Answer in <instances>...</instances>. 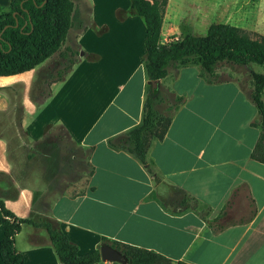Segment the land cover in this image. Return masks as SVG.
Here are the masks:
<instances>
[{"label":"crops","instance_id":"1","mask_svg":"<svg viewBox=\"0 0 264 264\" xmlns=\"http://www.w3.org/2000/svg\"><path fill=\"white\" fill-rule=\"evenodd\" d=\"M72 1L76 23L85 26L72 24L66 36L64 46L79 47L67 74L40 89L53 54L31 70L0 76V127L8 132L0 135V198L6 208L35 222L55 220L80 255L106 238L154 250L173 264H264V162L252 155L261 131L250 93L230 77L208 83L196 64L171 67L159 80L156 109L162 112L167 93L183 100L142 164L109 140L142 120L145 25L137 21L136 31L117 36L115 26L133 19L118 18L121 0ZM108 66L118 75V113L111 121L102 117L110 103ZM57 124L86 150L92 173L77 182L78 192L67 187L44 210L36 205L33 178L16 170L7 137L16 125L35 142ZM15 247L23 264H60L44 227L23 224Z\"/></svg>","mask_w":264,"mask_h":264},{"label":"trees","instance_id":"2","mask_svg":"<svg viewBox=\"0 0 264 264\" xmlns=\"http://www.w3.org/2000/svg\"><path fill=\"white\" fill-rule=\"evenodd\" d=\"M134 15L142 18L145 25L144 65L148 80L141 123L109 140L111 146L132 154L142 164H147L148 150L154 140H162L172 121L171 112L177 108L183 97H172L174 108L162 113L156 104L162 98L159 80L164 78L171 67L192 62L199 66L208 83L226 80L216 67L221 62L247 66L256 63L264 66V34L256 37L244 28L223 22L211 23L204 35L187 33L182 39L159 40V16L150 0H130ZM72 0H9L6 9L0 6V76L18 74L33 69L59 51L75 18ZM80 24V29L84 28ZM76 57H68L67 63L56 70L51 78H63L77 59L79 51L70 50ZM253 88L250 98L258 111L257 126L260 137L253 156L264 162V73L250 70ZM44 141L54 140L65 144L67 154L85 158L88 168V154L76 142L62 124L49 125ZM260 151V156L255 153ZM80 153V154H79ZM92 173V169L86 173ZM23 224L44 227L60 264H96L100 259L99 249L78 254V246L69 240L53 219L35 222L31 218L17 217L6 208L0 198V259L3 264H23L24 257L15 247V236ZM110 245L121 255V264H173L165 255L151 249L134 246L117 240L104 238L102 245Z\"/></svg>","mask_w":264,"mask_h":264},{"label":"rangeland","instance_id":"3","mask_svg":"<svg viewBox=\"0 0 264 264\" xmlns=\"http://www.w3.org/2000/svg\"><path fill=\"white\" fill-rule=\"evenodd\" d=\"M150 3L159 16V40L182 39L187 33L195 36L204 35L208 26L214 22L230 23L242 27L253 37L264 34V0H150ZM120 4L122 7L118 9V18L127 19L132 16L133 19L126 21L122 26H115L114 31L117 36L120 32L129 28L136 31L137 21L144 23L141 17L133 14L130 5L129 7L126 5V0H121ZM0 6L3 9L8 7L3 5L2 0ZM76 19L77 16L75 15L73 24L78 27H80V24L85 23L82 20L76 23ZM105 28L106 26L102 29L105 30ZM70 50L79 51V47L74 43L66 46L63 44L59 51L51 57L47 63V74L42 80L40 89H46L45 83L50 81L51 76L55 75L58 68H62L64 63H67L68 57H76L71 54ZM142 58L144 59V55ZM189 64L193 63L190 62ZM196 66L199 69V66ZM250 70L264 73V66L249 63L247 66L235 65L231 67L228 63L221 62L216 67V71L222 77H230L236 80L249 93L253 88ZM106 71L108 74L107 81L109 82L106 103H110L107 112L102 117L111 121L114 119L113 116L118 113V75L111 66H108ZM163 96H165L163 97L165 99H162L163 103H161L159 110L165 113V110L170 108L168 111L170 113L174 108L173 105H175L173 98L168 93ZM32 98H37V94H33ZM13 122H18V118L14 117ZM12 127L15 128L13 130L14 135L11 138L7 137V141L11 152L15 153V168L20 175L33 178L32 184L38 192L36 205L47 210L49 202L67 187L75 185L73 193L79 191L76 184L83 179L82 176L89 170L86 167L85 158L81 161L82 157L80 155H76L74 158L73 155L67 154L68 150L65 144H57L54 140L44 141L47 132H45L42 139L29 142L27 135L20 129V126L19 128L16 125ZM0 132L1 136H7L8 132L3 133L1 127Z\"/></svg>","mask_w":264,"mask_h":264},{"label":"water","instance_id":"4","mask_svg":"<svg viewBox=\"0 0 264 264\" xmlns=\"http://www.w3.org/2000/svg\"><path fill=\"white\" fill-rule=\"evenodd\" d=\"M100 259L105 262H119L122 263V255L110 245H101L99 247Z\"/></svg>","mask_w":264,"mask_h":264}]
</instances>
